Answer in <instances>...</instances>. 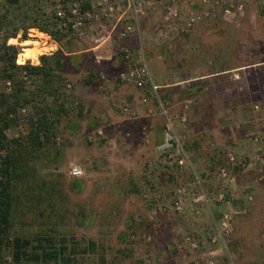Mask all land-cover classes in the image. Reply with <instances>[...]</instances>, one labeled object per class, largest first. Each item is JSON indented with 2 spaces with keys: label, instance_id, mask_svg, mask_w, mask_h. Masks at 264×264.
<instances>
[{
  "label": "rangeland",
  "instance_id": "obj_1",
  "mask_svg": "<svg viewBox=\"0 0 264 264\" xmlns=\"http://www.w3.org/2000/svg\"><path fill=\"white\" fill-rule=\"evenodd\" d=\"M151 1L155 2L154 5L148 7L147 16L140 20V28H145L148 43L132 36L126 41L113 38L104 46L121 56L122 47L127 43L135 50L138 61L147 62L154 82L163 72V62L168 65L169 70L166 72L172 73V64L203 57L207 46L213 52L214 48L221 45L235 47L238 52H242L241 55L228 57L233 63L240 56L243 63L250 66L242 71L246 76L245 81H231L226 88L213 84L208 87L207 95L200 94L194 101L188 99L189 102L184 101L187 98L181 91L178 94L181 102H165L160 107L157 93L148 87L140 88L133 83L122 82L119 77L105 79V83L100 81L95 86L87 85L85 80L89 73L84 69L83 55H79L77 64L71 59L72 56L68 57L63 70L65 80L60 91L67 95L58 103L68 105L69 115H62L61 122L56 123V136L51 143L26 155L25 170L28 175L17 190L19 202L12 237L34 236L54 228L60 236L69 239L70 245L78 243L80 250L95 242L96 246L87 253H78V264H206L204 253L213 248L211 245L201 246L190 258L185 259L178 252V244L187 234L199 239L203 235L209 236L213 233V219L219 220L222 213L228 211L233 215V231L226 242V249L222 244L214 246L218 250L217 263L264 264V162L253 167L256 171L254 177H251L252 167H230L227 165V153L223 152L210 133L214 132L215 127L219 128L221 123L232 122V119L220 117L235 115L238 109L247 122L242 135L251 139V133L258 132L261 142L254 145L253 154L260 150L264 157V65L255 64L264 61V9L257 0H219L211 7L215 18L195 26L190 38H186V35L182 39H172L171 35L163 37L165 34L162 36L157 30L162 23L164 9L156 0ZM240 5L243 7L239 11ZM228 7L236 14L235 18H225L224 10ZM191 8L204 9L203 6L186 2L182 6L184 17ZM53 13L50 0H22L10 12L11 18L20 22L21 29L13 36L15 30L12 25L2 27L4 40L16 37L17 41L13 42L19 53L31 49L36 54L32 58L40 63L41 56L47 54L50 46L56 48L52 50L53 53L59 49L81 52L96 45L101 34H106L111 27V22L99 27L95 25L87 30L85 36L73 39L58 34V40H55L40 29L36 36H30V28L26 30L24 26L30 22L43 23L47 15ZM217 52L209 56L220 59L222 56ZM3 66L4 62L0 60V69ZM177 73L173 79L191 75L185 70ZM115 84L118 89L126 85L129 90L137 91L140 101L132 103L118 99V91L113 89ZM2 89L6 87L0 80ZM240 97L243 103L237 104L236 100ZM95 98L105 99L103 103L98 101V111L94 105L90 107L87 103ZM106 102H110V105ZM113 102L115 104L112 105ZM257 102H262L259 112L253 109ZM186 105L190 106V113L193 110L194 114L199 108L201 113L191 123L189 119L181 122L177 135L183 147L186 143H199V147L193 149L194 152L185 150L191 163L205 157L206 161L200 167L193 164V169L187 167L184 171L156 167L154 161L163 155L164 150L154 151L152 144L149 147V140L145 141L151 138L148 126H165L167 119L164 110L167 114L172 110L182 111ZM238 105L242 107L236 108ZM32 106H25L26 112H20L23 118L33 111ZM111 106L115 118L109 117L107 113ZM125 106L134 108L137 118L126 114ZM149 110L161 114V117L156 119L155 114L146 118L151 113ZM98 129L104 131L101 137L95 136ZM28 132L29 124L23 119L7 134L13 139L26 137ZM247 145L251 146L250 143ZM5 153V150L0 151V154ZM253 154L239 156L250 158ZM77 166L84 170L81 177L71 174ZM223 167H228L233 177L245 170L251 174L239 183L242 192L240 206L230 204L227 207L214 202L199 219L194 218L190 222L184 221L171 210L167 213L161 211L163 205L172 206L178 187L192 181V171L204 180L207 190H212L214 186L219 189L217 177ZM179 226L183 227L182 231H177ZM6 264H13L10 251L6 255Z\"/></svg>",
  "mask_w": 264,
  "mask_h": 264
},
{
  "label": "built area",
  "instance_id": "obj_2",
  "mask_svg": "<svg viewBox=\"0 0 264 264\" xmlns=\"http://www.w3.org/2000/svg\"><path fill=\"white\" fill-rule=\"evenodd\" d=\"M3 0H0V3ZM181 1L185 0H156L164 9V16L162 23L157 27L160 34L175 32L178 34H188L195 26L204 22L214 15L210 9L197 10L191 8L188 13L183 16ZM203 3L215 4L219 0H200ZM264 9V0H257ZM53 5L54 13L57 19L58 27L68 33V36L83 37L89 28L95 25L104 26L105 22H111V27L106 34H101L99 41L107 37L113 38L118 36L121 40H128L132 36H139L140 20L147 16L148 7L154 5L155 2L151 0H50ZM239 6V11L242 9ZM226 18H235L236 14L228 7L224 10ZM30 36H36L39 29L30 28ZM34 32V33H33ZM49 36L48 33L45 32ZM4 30L0 28V60L3 53V46H16L13 42L17 38H9L4 40ZM51 37V35L49 36ZM47 46V45H46ZM56 49V48H55ZM49 49L47 54H52ZM140 51V50H139ZM25 52V49H24ZM135 50L126 45L121 51L122 69L119 73V79L122 82L133 83L140 88H150L152 92L157 93L159 86L154 82L149 65L145 60L138 61L135 55ZM18 53L17 64L25 65L31 61L33 64L37 62L33 58H28L25 62L20 61ZM22 78L27 86L32 85L31 78L27 71L22 72ZM105 80L106 76H102ZM12 81L6 82L7 92L12 91ZM253 109L259 112L262 109V102L254 104ZM23 113L26 108H22ZM124 111L131 118H137V111L130 107L125 106ZM167 116L166 137L172 136L174 144L171 148L165 149L160 158H156L154 165L156 167L168 166L172 170L184 171L187 167H191L190 156L185 152L184 147L178 137L174 135V123L166 111ZM104 134L102 129L95 132V136L101 137ZM91 139H93L91 137ZM251 139L255 144L261 142V136L258 132L251 133ZM59 143V142H58ZM60 144V143H59ZM227 161L230 167L248 168L257 166L264 162V157L260 150L252 155L250 158H242L234 152L227 154ZM192 182L184 184L176 189L175 197L172 206L163 205L160 207L161 211L167 213L170 210L176 215H179L184 221L190 222L202 216L205 209L209 208L211 203L217 202L219 204H227L231 202L232 193L230 183L232 181V174L228 167L220 169L217 177L219 189L212 188L207 190L204 186V180L192 171ZM73 177H81L84 175V170L77 166L71 172ZM251 199V197H250ZM232 221L233 215L231 212L224 211L219 220L213 219L212 231L209 236L203 235L201 239L196 238L193 234L183 236L181 242L178 244V252L182 257L190 258L194 252H197L201 246L207 247L211 245L213 248L205 251L204 257L206 264H218L216 260L217 249L214 248L217 244H222L226 249L227 240L232 235ZM183 227L179 226L177 231H182Z\"/></svg>",
  "mask_w": 264,
  "mask_h": 264
},
{
  "label": "trees",
  "instance_id": "obj_3",
  "mask_svg": "<svg viewBox=\"0 0 264 264\" xmlns=\"http://www.w3.org/2000/svg\"><path fill=\"white\" fill-rule=\"evenodd\" d=\"M21 1L5 0L0 5V28L12 25L15 30L13 36L20 31L21 24L11 18L10 12L11 8ZM196 3L197 1H193L192 5L197 6ZM38 20L37 18L36 21ZM24 27L26 30L36 27L55 40H58V34H63L70 39L77 38L68 36L67 32L58 27L55 13L47 15L43 23L30 22ZM113 38L120 39L118 36ZM126 45L127 43L123 47ZM49 48L53 49L52 46ZM2 50L1 59L4 66L0 69V80L5 87L8 80H11L13 85L11 92H7L6 89L0 90V151H6L5 154H0V264H6L8 251L12 254L13 264H78V253H87L90 248L96 246L95 242H91L87 248L80 250L78 243L70 245L69 239L66 236H60L54 228H51L50 232L34 236L12 237L19 202L17 190L28 175L25 170L26 155L51 143L56 136V123L61 122L62 115H69L68 105L58 103L63 96L67 95L66 92L60 91L65 80L63 70L68 56L65 51L59 49L52 54L41 56L40 64L29 61L25 65H18L17 46L4 45ZM23 71H27L31 78L30 87L22 78ZM31 105H33V111L23 118L20 113L22 108ZM79 115L81 116L82 113ZM23 119L29 124L28 135L9 138L7 131L18 126ZM197 147L199 143L196 141L192 145L186 143L184 149L190 151ZM165 167L168 166L165 165Z\"/></svg>",
  "mask_w": 264,
  "mask_h": 264
},
{
  "label": "crops",
  "instance_id": "obj_4",
  "mask_svg": "<svg viewBox=\"0 0 264 264\" xmlns=\"http://www.w3.org/2000/svg\"><path fill=\"white\" fill-rule=\"evenodd\" d=\"M193 1L194 2L197 1L196 4L198 6L199 5L203 6L204 9H208V10H210L211 7H213L214 5L213 2L203 3L200 0H192V1L185 0L181 3V8L186 2L193 4ZM213 18H215V16H211L205 21H208ZM145 31H146L145 28L142 26L139 31V36H135V38L136 37H138L139 39L141 38V40L145 41V43H148V35ZM192 33H193V30L188 34H178L175 32H171L170 34L165 33V36H163L162 34V36L168 37L169 35H171L172 39H182L186 35H187L186 38H188V36L190 38V35ZM111 40L112 38H109V37H107L106 39L102 41H99L97 39L98 42L96 45H92L82 50L81 52H66L65 53L66 56L68 57L72 56L71 59L73 60L75 64L79 62V55H83L84 69L87 70V72L89 73V75L87 76L85 80V82L87 81L89 82L87 85L95 86L99 84L100 81L102 83H105L107 79L109 80L118 79V74L122 69L121 56L118 54L112 53L113 51L112 49L110 50L109 48L104 46L106 42L111 41ZM207 47H208L207 50H205L204 53H202L203 57L201 58L199 57L192 58V59H188L185 62H178L177 64H172L171 69H170L172 73H167L166 71L169 70L168 65L164 62L161 63V66H163V70H162L163 72L160 73L156 77L157 80L155 81V83L159 86V89L157 91V99H158L157 101L160 107H163L165 102L166 104H171V101H173L174 103L177 101L181 102L178 99L179 98L178 94L181 93V91L185 94L184 97L187 98V99H184V101L189 102L190 100L188 99L195 100V98H199V96H201L200 94H202L203 96L207 95L209 91L208 87H211V85L213 84L214 86L226 88V86L231 81L239 80L240 81L239 83H243V81H245L246 76L243 75L242 71H244L245 68L250 67V66H247L248 64L246 65L245 63H243L242 61L243 58L240 59V56L234 59L235 62L233 63H230L231 60H229V57H228V55H234V54H236V56L241 55L242 52H238V48H235V47L231 48L225 45H221L219 46V48H214L215 50L213 52L209 46ZM216 52L221 54L222 57L220 59H215L209 56L211 53L215 54ZM197 55L201 56L199 53H197ZM40 63L37 62L36 64H40ZM255 64L264 65V61L261 60L259 62H256ZM179 70L180 71L185 70V71L191 72L190 73L191 75L190 76L187 75L184 78L181 77L179 79H173L176 77V75H178L177 72ZM192 72H195V73H192ZM102 76H106V80H103ZM207 79H210V80H207ZM117 86L118 85L115 84L113 89L116 92L118 91L117 92L119 94L118 99L124 100L127 102H132V103H137L140 101V97L137 91L129 90V88L126 85H121L119 89ZM98 101L103 103L105 99L95 98L94 101L92 102L87 101V103L90 104V107L94 105L96 108ZM106 103L107 104L109 103L108 106L110 105V102H106ZM236 103L242 104L243 99L241 97L238 98L236 100ZM113 104L115 103L113 102L112 105ZM240 106L241 105H238L236 108ZM172 107L174 108L173 103H172ZM189 107H190L189 105H186L182 111L172 110L168 113V116L172 118L173 120L174 132H175L174 135L176 137H178L177 134L180 129L178 127L180 126L181 122H183L186 119H189L191 123L193 118H197L199 113H201L200 108L197 109L194 112V114H193V110H191V113H190V109L188 110ZM108 108L109 109H107V113L109 114V117L110 116L113 117V114L111 112L113 110V107L111 106ZM96 110L98 111L97 108ZM149 111L151 112V110ZM155 114L157 115L155 116L156 119L161 117V114H158V113H155ZM155 114L151 112L149 115L147 114L148 116H146V118L154 116ZM164 116L167 119L166 114ZM97 117L100 118V115L98 113H97ZM243 117H244L243 114H241L238 111V109L235 112V115L233 114L232 116L230 114L223 115L220 117L221 119H225V120L232 119L233 121L232 122L226 121L223 124L221 123L219 128L215 127L214 132H210L212 133V135H214V137L216 138V141L222 147L223 152L227 154L229 152H234L238 155H245V154L248 155L250 153L253 154L255 152L254 145L256 144H254V142H251L252 141L251 139H248L244 135H242L244 134L246 130L245 127L247 124L246 120H244ZM166 126L167 124H165V126H163L162 124L161 126H154V127L148 126L149 133H150L149 135H151V138L148 137V139L145 141L149 140L150 142L149 147L152 144L153 146L151 148L154 151L159 150L161 145L165 142L166 130H167ZM145 141H144V144L146 145ZM156 141L158 142L156 143V145H154V142ZM171 141L174 144V140H171ZM249 143L251 145L250 147H248L247 145ZM210 144L212 146L214 145V143L212 144L211 142ZM256 149H259V148H256ZM190 152L192 153L194 152V150ZM205 161H206V157L205 159L203 158V160L201 159L197 161L193 160V163H190V164L191 166L194 164V166L200 167V165L205 163ZM253 167L250 170L252 175L250 174V172L248 174V171L246 170L237 173L234 177L232 175V181L230 183V187H231L230 189L232 191V199L230 203H227L224 206L230 207V204H233L236 207L240 206L242 202L241 201L242 192H241V187L239 183H241L245 178L249 177L247 175H251V177H254L256 171L253 170ZM253 171H254V174H253ZM199 218H196V220ZM148 239L150 240L151 237L149 236Z\"/></svg>",
  "mask_w": 264,
  "mask_h": 264
},
{
  "label": "bare ground",
  "instance_id": "obj_5",
  "mask_svg": "<svg viewBox=\"0 0 264 264\" xmlns=\"http://www.w3.org/2000/svg\"><path fill=\"white\" fill-rule=\"evenodd\" d=\"M32 57H36V54L33 53V51L31 49H27L26 53L21 54L20 60L22 62H25L28 58H32Z\"/></svg>",
  "mask_w": 264,
  "mask_h": 264
},
{
  "label": "water",
  "instance_id": "obj_6",
  "mask_svg": "<svg viewBox=\"0 0 264 264\" xmlns=\"http://www.w3.org/2000/svg\"><path fill=\"white\" fill-rule=\"evenodd\" d=\"M171 140H172V136L166 137L165 142L160 147V150H165V149L171 148L173 146V143Z\"/></svg>",
  "mask_w": 264,
  "mask_h": 264
}]
</instances>
